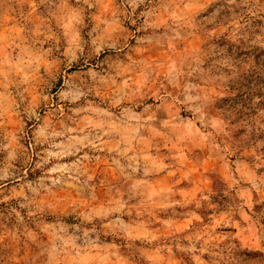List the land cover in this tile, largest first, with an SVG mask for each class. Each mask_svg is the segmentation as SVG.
<instances>
[{
    "label": "clouds",
    "instance_id": "1",
    "mask_svg": "<svg viewBox=\"0 0 264 264\" xmlns=\"http://www.w3.org/2000/svg\"><path fill=\"white\" fill-rule=\"evenodd\" d=\"M0 264H264V0H0Z\"/></svg>",
    "mask_w": 264,
    "mask_h": 264
}]
</instances>
